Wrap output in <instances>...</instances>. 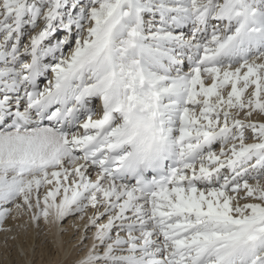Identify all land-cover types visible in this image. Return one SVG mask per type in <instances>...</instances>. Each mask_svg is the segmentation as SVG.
Instances as JSON below:
<instances>
[{"label": "snow or ice", "instance_id": "1", "mask_svg": "<svg viewBox=\"0 0 264 264\" xmlns=\"http://www.w3.org/2000/svg\"><path fill=\"white\" fill-rule=\"evenodd\" d=\"M24 216L72 264H264V0H0L5 245Z\"/></svg>", "mask_w": 264, "mask_h": 264}, {"label": "bare ground", "instance_id": "2", "mask_svg": "<svg viewBox=\"0 0 264 264\" xmlns=\"http://www.w3.org/2000/svg\"><path fill=\"white\" fill-rule=\"evenodd\" d=\"M26 223L27 216L16 221L9 220L8 226L14 227L15 231L8 234L7 245L4 234L0 233V251L4 252L0 255V264H72L81 255L71 228L60 236L55 229L49 230L42 222L39 230L35 226L28 227L26 231L19 227ZM69 224L70 221L65 222L66 227ZM13 235L15 240L11 239ZM8 248L12 255L6 253Z\"/></svg>", "mask_w": 264, "mask_h": 264}, {"label": "rangeland", "instance_id": "3", "mask_svg": "<svg viewBox=\"0 0 264 264\" xmlns=\"http://www.w3.org/2000/svg\"><path fill=\"white\" fill-rule=\"evenodd\" d=\"M66 223H67V221H65ZM74 238V237H73ZM11 248V247H10ZM10 248H8L7 250H5L6 251V253H8V255H10L11 254V252H10ZM1 254H4V252H2V251H0V255ZM12 255V254H11ZM5 260H3V262H4Z\"/></svg>", "mask_w": 264, "mask_h": 264}]
</instances>
